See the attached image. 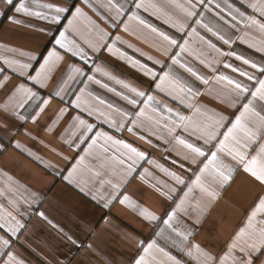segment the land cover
<instances>
[{
    "label": "crops",
    "instance_id": "crops-1",
    "mask_svg": "<svg viewBox=\"0 0 264 264\" xmlns=\"http://www.w3.org/2000/svg\"><path fill=\"white\" fill-rule=\"evenodd\" d=\"M30 2L31 0H29ZM40 2L46 3L50 0H40ZM99 2L100 0H90V3L97 6ZM103 2L106 3V0ZM145 2L156 3L171 14L174 19L183 20L179 10L169 5L167 0H145ZM178 2L183 3L184 0H178ZM76 3L83 7L87 15L97 24L109 32L112 39H115L116 36L121 38L123 42H117L116 47L126 53V57L140 61L141 64L152 68L158 75L171 68L172 73L180 77L194 91L200 93L192 98L194 103L206 105L207 108L215 109L232 119H234L232 113L239 114L237 108L241 104L237 103L233 107L226 98L230 86L226 82H217L216 77L225 75L249 83L246 77H240L237 72L225 67V64H231L233 67L243 68L252 73L256 70L244 65L242 61L236 60L234 56L222 53L234 51L257 63L264 62L262 60L264 53L256 52L255 49L249 48L248 43L241 42L242 39H247L249 43L258 42L264 37H261L253 29L245 27L244 23L231 27L220 20L219 16L215 14L219 12V9L215 8V4L219 3L222 8L226 9L225 0H213V3L209 5L213 11L204 12V22L219 31L225 38L230 39L232 41L230 45L224 44L205 28L196 25L195 19L199 17L193 18L187 23L196 27L200 36L205 38L204 40H200L199 36L189 38L186 33L191 31L190 28L186 29L184 33L177 32L170 24L164 22L163 17L157 18L156 15H153L151 10H138V14L149 24L179 39L180 43H183V39L180 37L189 39L191 52L195 54L184 52L180 54L179 59L182 63L192 67L199 75L205 77L208 80L207 84L192 76L178 64L173 65L170 56L179 53L180 49L173 47L169 49L168 54H164L165 42L149 28L132 21L129 23L127 32L124 31L123 23L113 29L110 22H106L101 16H98L91 8L83 4L82 0H76ZM119 3L123 4L126 10L137 11L132 0H119ZM228 3L245 10L241 0H228ZM0 10H2V0H0ZM98 10L103 16L111 15L107 9L98 8ZM200 10L203 11V9ZM246 14L252 15L253 13L247 9ZM7 15H16L22 23L13 24L5 16L0 15V46H2L0 47V57L6 56L24 61L25 58L20 57L19 52L35 51L37 48L42 49V46L45 45L48 48L52 47L51 44H47L46 33H41L37 27H34L43 25L45 22L16 14L14 9ZM221 15L230 20V17L227 16V9ZM121 20L127 21V14L121 17ZM81 29L85 32L88 30L87 26L83 24ZM245 33L249 34L248 37H245ZM205 41L215 44L221 51L217 52L209 48ZM9 48L18 51L16 53L8 52ZM85 48L88 50L86 46ZM89 54L91 55L90 50ZM201 60L204 63H201ZM93 61L95 65H99L116 80H122L131 87L154 95L158 101L172 108L174 112L192 116V109L181 105L178 100L172 99L166 92L156 89L152 78L145 76L139 65L133 66L127 58H121L119 53L110 54L107 49H104L98 54V58L93 57L88 61L87 69H94ZM155 61H160V63ZM67 62L84 66L79 58H71ZM0 66H3L2 60H0ZM87 69V75H92L93 71H87ZM6 74L12 76V79L7 88H0V104L7 101L13 84L18 82L10 69ZM94 74L96 79L101 80L102 83L108 84L117 92L127 94V90L116 84L115 80L108 79L101 73ZM87 75L79 78L80 81H83L82 83L76 82L71 85L72 92L78 93L79 89L87 84V91L93 95L101 97L117 108L125 111L133 110L114 92H110L94 82H88ZM0 79L3 77L0 76ZM40 91L43 96L47 97L51 89ZM86 98L90 103L96 104V101L91 97L86 96ZM232 98L237 99L235 96ZM74 99L75 96L71 93L64 97L63 103L59 99H53L45 111L39 114L35 122H33L32 116L36 115L39 109H36L35 112L31 110L24 112L23 109H19L18 111L27 117L26 120H19L0 110V191L4 193L0 195V205L16 216L24 225L17 236L11 238V247L5 251H13L18 258L25 261V264H134L135 258H138L142 252L140 242L142 241L146 246L152 240H156L158 246L180 259L182 264H197L196 260L186 255L187 251L193 249V246L197 244L205 252H210L213 255L222 254L231 237L246 222L247 214L255 206L257 197L264 195V185L259 184L246 174L242 167H239L230 182L224 186L209 181V186L218 193L215 200L201 196L197 189L194 192L197 199L192 200L190 197V205H185L188 215H185L184 211L178 212L177 219L173 221V227L179 228L186 234L190 232L188 240L182 241L163 221L180 202L184 192L187 191V185L195 179V173L199 172V168L189 160L183 159V156L188 154L187 150L177 144L175 138L183 135L185 139L199 146H202L203 142L196 141L194 137L184 133L182 127L177 128L173 134H169L166 129L157 126H152L153 130L150 131L148 125L134 128L133 132H129L127 127H132L129 121H125L127 127L117 130L110 124L104 123L103 118L98 119L95 115L88 117L86 113H80L83 119L98 125L96 131L107 132L114 138L125 140L146 153V159L138 163L136 172L130 177L126 176L119 167H117L115 176L110 172L105 173V178L111 179L113 183H120L121 189L116 194L118 198L112 200L108 207H103L114 190L109 185H104L101 189L98 177H93L86 169H82L74 178L73 183L63 179L68 175V170L72 165L76 163V159L83 155L84 149L87 148V143L75 147L79 132L76 137H72L73 146L65 143V139L71 137L72 132L76 130L75 127H69L73 123L71 117L78 114V111L70 106V101ZM239 99L246 102L243 101V98ZM221 100L225 102L220 103ZM96 106L102 111L110 113L116 120L121 119L117 113L107 109L106 106L98 104ZM62 107L68 108V114L53 126V121L58 116V110ZM164 114L167 115L166 112ZM197 119L202 118L197 117ZM50 127L51 131L48 130ZM147 141H151V143ZM17 142L20 144V148L16 147ZM29 152L34 156H30ZM35 157H39V160ZM222 159L226 164L234 168L238 167L235 161H231L230 158L222 156ZM149 160L163 165L169 171L176 172L186 181V184L176 183L154 164H150ZM85 163L100 170L91 158L86 159ZM180 164H183V168L180 167ZM141 174H144L143 179H141ZM77 183H79V187L76 186ZM81 187L84 188L83 192L80 191ZM157 188L160 191H157ZM98 191L103 193V198L98 195ZM161 192L165 194L162 195ZM93 195L97 196L96 200L92 199ZM124 195L130 197L136 207L121 204L120 199ZM25 198L29 201L28 203L24 202ZM10 200L15 201L18 208H14L9 203ZM197 200L199 207H193L197 204ZM140 209H147L154 213L158 219L155 221L144 219L140 215ZM40 213L44 214L43 217ZM48 221H51V224ZM162 229L164 230L163 234L158 236L157 233H160ZM0 236L8 238L6 230H0ZM67 236H71L77 243L72 244L66 238ZM157 255L160 256V254ZM193 255H196L194 249ZM5 258L0 257V264H3Z\"/></svg>",
    "mask_w": 264,
    "mask_h": 264
},
{
    "label": "snow or ice",
    "instance_id": "snow-or-ice-1",
    "mask_svg": "<svg viewBox=\"0 0 264 264\" xmlns=\"http://www.w3.org/2000/svg\"><path fill=\"white\" fill-rule=\"evenodd\" d=\"M82 2L106 22H110V26L113 29L118 28L120 23H123L124 31L127 32L129 23L132 21L149 28L151 32L156 33L165 42L164 54H168L170 48L178 47L180 52L170 56L172 64H178L205 84L208 83L205 77L199 75L192 67L182 63L179 59L180 54L184 52L195 54L191 52L189 39L180 37V39H183V43H180L179 39L149 24L138 14V10H151L153 15H156L157 18L163 17L164 22L170 24L177 32L184 33L186 29L190 28L191 31L186 33L189 38L199 36L200 40H204L205 38L200 36L197 28L187 23V21L199 17L195 19L196 25L205 28L224 44L230 45L232 43L230 39L225 38L219 31L214 30L213 27L204 22V12L213 11L209 7L213 0H184L183 3L178 2V0H167L169 5L179 10L183 20L174 19L160 5L146 3L145 0H132L137 11L126 10L125 6L119 3V0H106V3L100 0L98 6L90 3V0H82ZM241 3L245 10H241L240 7H234L232 3H228V0H225L227 16L230 17V20L225 19V16L221 15L226 9L222 8L219 3L215 4V8L219 9V12L215 14L231 27L244 23L245 27L253 29L261 37H264V0H241ZM98 8L107 9L111 15L103 16ZM13 9L16 14H22L24 17L36 18L45 22L43 25L34 27H37L39 32L46 33L47 44H51L52 47L48 48L45 45L42 46V49L37 48L35 51L19 52V56L25 58L24 61L6 56L0 57V60L3 61V66H0V76L3 77V79H0V88H7L9 81L12 79V76L6 74L9 69L18 81L13 84L7 101L4 104H0V110L19 120H26L27 117L18 111L19 109H23L24 112H29V110L35 112L36 109H39L36 115L32 116V120L35 122L39 114L45 111L53 99H59L63 103L64 97L69 93L75 96V99L70 101V106L77 110L78 114L71 117L73 123L69 127H75L76 130L72 132L71 137L65 139V143L73 146L72 137H76L77 132H79L75 147L87 143V148L84 149V154L80 155L76 159V163L68 170V175L63 177L65 181L73 183L76 175L82 169H86L93 177L99 178L101 189L104 185H109L114 190L103 204V207H108L112 200L118 198L116 194L120 192L121 184L113 183L111 179H106L105 173L110 172L111 175L115 176L117 175V167H119L126 176L130 177L136 172L138 163L146 159L145 152L138 150L125 140L116 139L104 131H96L95 129L98 125L83 119L80 114L86 113L88 117L95 115L98 119L103 118L104 123L110 124L117 130L127 127L125 121H129L132 125V127H127L129 132H133L134 128L148 125L150 131L153 130L152 126H157L163 127L169 134H173L177 128L182 127L184 133L194 137L196 141L203 142V145L199 146L185 139L183 135L175 138L176 143L187 150L188 154L184 155L183 159L189 160L199 168V172L195 173V179L192 180L191 184L187 185V191L184 192L180 202L176 204V207L168 213L167 219L163 221L182 241L188 240L190 232L186 234L180 231L179 228L173 227V221L177 219L178 212L184 211L185 215H188L185 205H190V197L192 200L197 199L194 195L197 189L201 196H207L215 200L218 193L209 186V181L224 186L230 182L234 172L238 171L239 167H242L243 171L259 182V184L264 185V142H262L264 141V62L257 63L252 59L245 58L242 54L238 55L234 51L222 53L223 55L234 56L236 60L242 61L244 65L256 70L252 73L243 68L225 64V67L231 68L240 77H246L249 83H244L225 75L216 77L217 82H226L230 86L226 98L231 106L235 107L237 103L241 104L237 108L239 114L232 113V116H234V119H232L230 116H226L215 109L207 108L206 105L194 103L192 98L200 95V93L194 91L191 86L172 73L171 68H169V71L158 75L152 68L141 64L140 61L126 57V53L116 47L117 42H123L121 38L116 36L115 39H112L109 32L105 31L104 28L88 16L83 7L77 5L76 0H50V2L46 3H41L40 0H31L30 3L29 0H2L0 15L5 16L13 24H21L22 21L16 15H7ZM200 9H203V11ZM247 9H250L253 14L247 15ZM126 14L127 21L121 20V17ZM82 24L87 26V32L81 29ZM61 25L62 27H60ZM244 35L248 37L249 34L245 33ZM109 40H111V43H109ZM241 42L248 43L249 48L255 49L256 52L264 53V39L253 43H249L247 39H242ZM205 43L208 44L209 48L217 52L221 51L210 41H205ZM85 46L88 50H86ZM129 46L131 47V45ZM104 49H107L110 54L119 53L121 58H127L133 66L139 65L143 74L152 78L156 89L160 92H166L172 99L178 100L181 105L192 109V116L174 112L172 108L158 101L154 95L131 87L122 80H116L115 77L105 72L99 65H95L94 61V69H87L88 61L93 57L98 58V54ZM7 51L16 53L18 50L9 48ZM71 58H79L84 63V66H77L74 62L68 63L67 60ZM149 59L152 58L149 57ZM155 62L160 63V61ZM201 63H204V61L201 60ZM86 69L87 71H93V74L87 75ZM94 73H101L107 76L108 79L115 80L116 84L127 90V94L117 92L114 88L109 87L108 84L102 83L101 80L96 79ZM85 75H87L88 82H94L108 91L114 92L126 101L133 110L125 111L108 103L101 97L93 95V93L87 91V84H85V87L80 88L78 93L72 92L71 85L76 82L82 83L83 81H80L79 78ZM43 89H51L47 97L41 94L40 90ZM86 96L91 97L92 100L96 101V104L104 105L107 109L117 113L121 119L118 121L110 113L102 111L96 104L90 103ZM233 96L237 99L234 100ZM239 98H243V101L246 102H242ZM224 102V100L220 101V103ZM165 112L167 115L164 114ZM67 114V107L59 108L58 116L53 121V126ZM197 117L202 119H197ZM48 130L51 131L52 128L50 127ZM140 138L145 139L144 137ZM157 138L159 139V137ZM147 142L151 143V141ZM16 147L20 148L18 142ZM29 155L34 156L31 152H29ZM222 156L235 161L238 167L234 168L226 164ZM35 158L39 160V157ZM88 158H91L100 170H96V168L86 164L85 161ZM148 162L154 164L176 183L186 184V181L176 172L169 171L163 165L156 164L155 161L149 160ZM180 167L183 168V164H180ZM143 178L144 174H141V179ZM76 186L79 187V183ZM80 191L83 192L84 188L81 187ZM157 191H160V189L157 188ZM3 194L0 191V195ZM161 194L164 195L165 193L161 192ZM98 195L103 198V193L98 191ZM92 199L96 200L97 196L93 195ZM24 202L28 203L29 201L25 198ZM9 203L14 208H18L15 201L10 200ZM120 203L136 207L130 197L126 195L120 199ZM193 207H199L198 200ZM139 212L146 220L155 221L158 219L154 213L147 209H140ZM40 215L43 217L44 214L40 213ZM48 222L51 224V221ZM23 227L24 225L16 216L0 205V230H6V235L8 236V238L0 236V257H6L3 259V264H25V261L18 258L13 251H5L11 247V238L16 237ZM53 227L56 226L53 225ZM163 231L162 229L157 235H162ZM66 238L74 245L77 243L71 236ZM140 247L142 252L138 255V258H135L134 264H182L180 259L171 255L163 247L158 246L156 240H152L146 246L141 241ZM193 249L196 252L195 256L193 255ZM193 249H189L186 255L196 260L197 264H264V195L257 197L255 206L247 214L246 222L234 233L222 254L213 255L210 252H205L198 244L194 245ZM157 254H160V256L158 257Z\"/></svg>",
    "mask_w": 264,
    "mask_h": 264
}]
</instances>
